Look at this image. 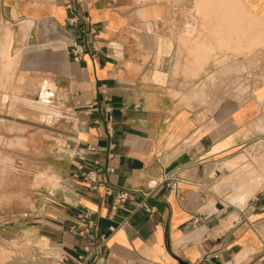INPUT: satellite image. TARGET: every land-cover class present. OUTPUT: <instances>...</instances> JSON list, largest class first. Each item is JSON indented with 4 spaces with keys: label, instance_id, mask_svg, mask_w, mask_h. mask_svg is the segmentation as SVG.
Wrapping results in <instances>:
<instances>
[{
    "label": "crops",
    "instance_id": "1",
    "mask_svg": "<svg viewBox=\"0 0 264 264\" xmlns=\"http://www.w3.org/2000/svg\"><path fill=\"white\" fill-rule=\"evenodd\" d=\"M192 2L0 0V30H10L0 31V55L11 40L13 62L2 104L34 115L17 119L27 139L17 165L24 193L0 212L19 217L0 232V264H48L46 249L72 262L82 242L70 229L84 210L95 218L93 237L104 239L100 264H264V183L238 194L239 208L216 189L220 169L264 131V88L242 104L221 96L217 78L204 103H187L182 74L198 66L175 64V35ZM242 2L264 22V0ZM83 39L98 53L74 62L69 48ZM260 73L264 82V66ZM44 81L56 91L50 106L35 101ZM27 122L49 131V159L38 157L45 141L27 134ZM86 145L95 149L84 162H97L95 183L70 177L79 163L68 155ZM40 171L49 176L38 182ZM173 173L176 188L163 180ZM119 192L127 198L114 206Z\"/></svg>",
    "mask_w": 264,
    "mask_h": 264
},
{
    "label": "rangeland",
    "instance_id": "2",
    "mask_svg": "<svg viewBox=\"0 0 264 264\" xmlns=\"http://www.w3.org/2000/svg\"><path fill=\"white\" fill-rule=\"evenodd\" d=\"M9 32L8 28H4L1 34ZM10 41L7 43L10 44ZM175 41V64L187 65V70L198 66L196 72L182 74L187 81L186 92L190 97L187 98V103L191 98H199L204 103L210 90L207 82L210 84L217 78L221 96L224 98L242 104L261 98L259 90L264 88L263 75L260 73L261 66H264V22L258 21L242 0H193L186 12L184 28L176 32ZM9 44L4 45L0 55V95L4 100L7 94L2 87L3 78L6 81L13 80L10 71L13 62L8 56ZM187 107L194 109L193 104H187ZM1 113L10 120L4 121L3 117L0 118V212L8 210L9 205H16L18 201L14 199L18 198L20 192L24 193V186L17 174V165L20 155L27 150V139L19 134L24 133L25 128L20 129L17 119L25 116L29 120L34 116L20 114L18 106L7 103L0 104ZM257 118L264 124V111ZM27 123V134H41L37 139L45 141L46 150L38 153V157L49 159L53 154L52 147L49 146L54 144L49 131L43 125ZM3 126L6 127V133L1 131ZM258 134L259 136L232 156L243 155L241 159L235 160L233 168L220 169L216 189L223 204L242 207L236 196L246 191L251 194V188L264 183V131ZM39 173L38 182L42 177L49 176L46 172ZM49 183L54 185L53 182Z\"/></svg>",
    "mask_w": 264,
    "mask_h": 264
},
{
    "label": "built area",
    "instance_id": "3",
    "mask_svg": "<svg viewBox=\"0 0 264 264\" xmlns=\"http://www.w3.org/2000/svg\"><path fill=\"white\" fill-rule=\"evenodd\" d=\"M89 34H94L95 30L90 28L88 31ZM70 55L72 60L77 62L83 58V56H94L98 53V47L96 44L83 39L82 42H74L69 48ZM56 98V91L53 85L47 82H41L35 92V101L41 106H50L54 103ZM2 103V97L0 95V104ZM89 108L91 105L88 106ZM107 120H110V116L107 115ZM94 147L86 145L83 148L78 149L76 152H71L68 155L70 158H76L78 165L71 172L70 177L73 180H82L90 183L96 182L95 172L97 162H94L91 168L85 166V159L88 153L94 152ZM111 158V155L108 156ZM110 172L113 170L110 169ZM164 181L170 180L172 184H169V187L176 188L180 179L177 177L176 173L165 176ZM107 194H111V191L107 189ZM127 198L126 192H119L115 196L114 206H117L120 203H123ZM18 216L9 215L0 213V232L6 226H9L18 220ZM95 228V218L93 217L92 212L89 210L81 211L76 215L75 223L71 227L72 233L81 240L80 253L74 258L71 262L63 253L58 254L54 257L49 253V249H46L48 255L46 257L50 260L48 264H87L91 258L97 259V264H100L99 252L100 247L104 239H100V242H97L95 237H93L92 232Z\"/></svg>",
    "mask_w": 264,
    "mask_h": 264
},
{
    "label": "bare ground",
    "instance_id": "4",
    "mask_svg": "<svg viewBox=\"0 0 264 264\" xmlns=\"http://www.w3.org/2000/svg\"><path fill=\"white\" fill-rule=\"evenodd\" d=\"M4 95H5V94H4ZM2 99L4 100V97H3ZM9 107H10V106H9ZM12 108H14V107H12ZM10 109H11V107H10ZM19 145H20V144H19ZM4 159H5V158H4ZM2 161H3V160H2ZM3 162H4V161H3ZM3 162H2V163H3ZM240 162H241V161H240ZM237 163H238V162H237Z\"/></svg>",
    "mask_w": 264,
    "mask_h": 264
}]
</instances>
